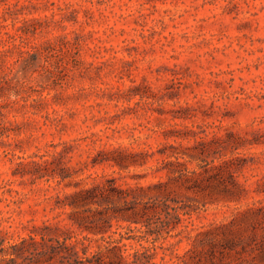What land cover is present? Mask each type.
Instances as JSON below:
<instances>
[{"label":"rangeland","instance_id":"374dc122","mask_svg":"<svg viewBox=\"0 0 264 264\" xmlns=\"http://www.w3.org/2000/svg\"><path fill=\"white\" fill-rule=\"evenodd\" d=\"M0 50L4 245L63 238L60 227L98 239L93 252L101 234L60 203L112 179L163 181L191 212L173 234L226 224L220 238L245 245L244 264H264V0H0ZM111 223L105 239L140 233ZM185 234L158 240L155 260L181 261Z\"/></svg>","mask_w":264,"mask_h":264},{"label":"trees","instance_id":"16d2710c","mask_svg":"<svg viewBox=\"0 0 264 264\" xmlns=\"http://www.w3.org/2000/svg\"><path fill=\"white\" fill-rule=\"evenodd\" d=\"M5 33L8 36L14 35L10 31ZM2 51L4 50H0V53ZM7 75L6 71H0V108L6 103L1 100L7 95L6 89L10 85V78ZM0 115H2L1 112ZM3 133L4 130L0 129V135ZM162 153L165 152L162 151ZM113 160L121 167L129 165L124 160L123 154L113 157ZM132 163H137V161L133 160ZM174 172L173 168H168L169 174ZM67 176L63 175V177ZM109 182L111 183L81 188L68 195L66 200L60 203L61 206L72 208L69 214L72 223L82 231L87 230L93 234H101V239L104 242L98 246L97 250L90 252V246L92 241L98 239L88 234L82 237L75 236L71 229L62 230L59 227V230L64 233L63 238L46 237V234L43 233L40 238L36 235H29L6 246L4 238L1 237L0 264H160L155 258L158 247L163 246H159L156 242L160 239L166 240L170 236H183L185 232H187L185 236L192 241V247L183 258H180L183 263L244 264L241 255L246 251L245 245H241V249H239L238 240L235 237H225V231L222 232L225 237H223L224 241L220 238L219 230L229 229L226 224H215L209 228H204V226L189 228L188 225H185V229H181L175 234L172 233L184 222L183 216L190 215L191 212L170 191L162 190L163 181L146 187L137 184L129 185L127 188L116 185L114 179ZM153 188L158 191L150 192ZM118 200L122 201V206L120 209L115 208L109 217L99 209L94 210L93 215L84 214L91 211L92 205ZM81 207H83V211L78 214ZM114 218L118 221L126 220L130 225L133 223L140 225L128 227L131 231L138 229L140 233L105 239L104 234L110 230ZM230 231L233 233L232 230ZM124 239H135L142 248L128 251L127 244L123 242ZM143 241H148L150 245H144ZM180 241L182 238L177 242ZM181 261L173 260L169 264H181ZM246 264H251V262Z\"/></svg>","mask_w":264,"mask_h":264}]
</instances>
